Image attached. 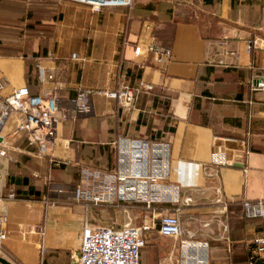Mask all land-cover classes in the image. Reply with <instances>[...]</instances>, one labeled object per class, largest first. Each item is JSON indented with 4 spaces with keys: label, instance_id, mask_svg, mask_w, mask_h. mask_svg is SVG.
<instances>
[{
    "label": "crops",
    "instance_id": "0c3cea01",
    "mask_svg": "<svg viewBox=\"0 0 264 264\" xmlns=\"http://www.w3.org/2000/svg\"><path fill=\"white\" fill-rule=\"evenodd\" d=\"M40 69L52 79L41 82ZM263 75L264 0H131L100 8L0 0V103L25 85L31 95L55 94L64 115L46 147L30 138L21 112L2 128L0 256L13 264H78L84 224L99 225L108 208L121 206L128 218V208H138L139 225H151L139 264H182L185 240L191 260L264 264L257 241L264 222L244 217L241 204L264 199V101L252 90ZM139 83L147 88L131 106L103 94ZM80 91L88 112L75 110ZM124 137L168 144L169 177L161 183L178 189L177 205H94L75 197L83 168L117 166ZM217 148L224 165L212 163ZM174 212L181 234L159 235V217Z\"/></svg>",
    "mask_w": 264,
    "mask_h": 264
},
{
    "label": "built area",
    "instance_id": "2783aa9c",
    "mask_svg": "<svg viewBox=\"0 0 264 264\" xmlns=\"http://www.w3.org/2000/svg\"><path fill=\"white\" fill-rule=\"evenodd\" d=\"M89 4L94 8L104 6H126L131 0H74ZM158 54L169 55L168 50L159 49ZM40 81L51 80L53 75L39 70ZM3 85L0 83V91ZM147 88L143 83L137 85L122 84L105 89L106 98L116 101L120 106H131L138 96ZM252 90L264 101V75L252 82ZM75 110L88 112L90 105L86 91H80L74 99ZM18 111L26 115V129L30 138L40 146L46 147L53 142L64 115L61 113L55 94L31 95L27 86L14 89L0 103V139L2 128L10 113ZM117 166L112 170L83 168V183L75 189V197L88 204H116L123 202L139 203L146 208L155 204L177 205L180 192L170 184L161 181L169 177V146L165 142L144 138H121L118 142ZM4 155L5 151L0 150ZM212 163L224 165L226 160L223 150L217 148L212 154ZM15 197L13 191L8 198ZM3 198L0 196V201ZM243 216L259 218L264 222V199L242 200ZM5 219L0 215V240L4 238ZM151 225L143 222L139 226L124 223L119 228L109 225L93 226L86 222L81 235L78 264H139L140 249L146 239L144 232ZM159 235L177 237L181 234L178 213L159 217L157 226ZM264 243V238L257 239ZM182 264H208L203 256L191 260L187 240L181 242Z\"/></svg>",
    "mask_w": 264,
    "mask_h": 264
},
{
    "label": "rangeland",
    "instance_id": "374dc122",
    "mask_svg": "<svg viewBox=\"0 0 264 264\" xmlns=\"http://www.w3.org/2000/svg\"><path fill=\"white\" fill-rule=\"evenodd\" d=\"M134 205V204H130ZM129 209V218L122 212V207L118 206L117 208H108L104 213V218L101 217V223L99 225H109V226H119L123 224L124 221H130L132 225L139 226L142 221V216L140 215V210L138 208H128Z\"/></svg>",
    "mask_w": 264,
    "mask_h": 264
},
{
    "label": "water",
    "instance_id": "95a60500",
    "mask_svg": "<svg viewBox=\"0 0 264 264\" xmlns=\"http://www.w3.org/2000/svg\"><path fill=\"white\" fill-rule=\"evenodd\" d=\"M259 262L264 263V260H259ZM0 264H13V263L7 260L6 258L0 256Z\"/></svg>",
    "mask_w": 264,
    "mask_h": 264
},
{
    "label": "trees",
    "instance_id": "16d2710c",
    "mask_svg": "<svg viewBox=\"0 0 264 264\" xmlns=\"http://www.w3.org/2000/svg\"><path fill=\"white\" fill-rule=\"evenodd\" d=\"M143 247H144V246H143ZM143 247H142V248H143ZM140 250H141V249H140Z\"/></svg>",
    "mask_w": 264,
    "mask_h": 264
}]
</instances>
